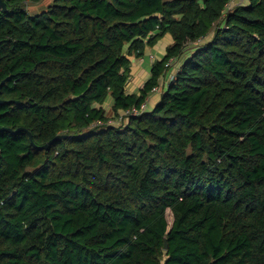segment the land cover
Returning <instances> with one entry per match:
<instances>
[{
	"label": "trees",
	"instance_id": "1",
	"mask_svg": "<svg viewBox=\"0 0 264 264\" xmlns=\"http://www.w3.org/2000/svg\"><path fill=\"white\" fill-rule=\"evenodd\" d=\"M4 1L0 264H264V0Z\"/></svg>",
	"mask_w": 264,
	"mask_h": 264
},
{
	"label": "crops",
	"instance_id": "2",
	"mask_svg": "<svg viewBox=\"0 0 264 264\" xmlns=\"http://www.w3.org/2000/svg\"><path fill=\"white\" fill-rule=\"evenodd\" d=\"M172 43H173L172 36L170 34H167L162 39H160V41L156 45L148 46L146 48V52L144 56L140 58L132 57V75L127 84V91L129 90L130 86H132V88H130L131 91L129 90L130 93H135V92L138 93L140 91L145 81L151 76L152 65L154 61L157 59H162L166 54L167 47ZM135 75L143 76V80L141 79L139 83H136L137 81L134 78ZM134 83H136L135 86L133 85ZM159 96H160L159 91L154 92L151 95L147 106L152 107L155 104V102L159 99ZM107 101H109L108 103L110 102L113 103V99L111 97H109Z\"/></svg>",
	"mask_w": 264,
	"mask_h": 264
},
{
	"label": "rangeland",
	"instance_id": "3",
	"mask_svg": "<svg viewBox=\"0 0 264 264\" xmlns=\"http://www.w3.org/2000/svg\"><path fill=\"white\" fill-rule=\"evenodd\" d=\"M53 1L54 0H42L40 2H28L27 8L31 13H36V12H39L41 10L46 9L50 4H52ZM246 1L247 0H234L231 2V5L241 3V2H246ZM134 78L137 81L136 83H139L141 81V79L143 80V76H141V75H135ZM136 83H134L133 85L135 86ZM130 88H132V86H130ZM130 88H129V90L131 91ZM129 90H128V92H129ZM108 102L109 101H107L104 105H105L107 111L111 114L112 113V105L111 104H113V103L112 102L108 103ZM167 219H168L169 225H172L173 215H172L170 210L167 211Z\"/></svg>",
	"mask_w": 264,
	"mask_h": 264
},
{
	"label": "water",
	"instance_id": "4",
	"mask_svg": "<svg viewBox=\"0 0 264 264\" xmlns=\"http://www.w3.org/2000/svg\"><path fill=\"white\" fill-rule=\"evenodd\" d=\"M7 9V4L4 0H0V10H6ZM7 79H4L1 81L0 83V88L2 87V85L5 83ZM7 102H11V100H7V99H0V104H3V103H7ZM17 102H20V101H17ZM0 130L1 131H9V132H13V133H17L21 130H27V128L25 127H18L16 129H13L12 127H8V126H0ZM30 134V137H31V140L33 141V135L31 132H29ZM53 142L50 141L48 142L47 144H45L44 146H42V148H48V146ZM164 249H168V243H167V240H165V246H164Z\"/></svg>",
	"mask_w": 264,
	"mask_h": 264
},
{
	"label": "built area",
	"instance_id": "5",
	"mask_svg": "<svg viewBox=\"0 0 264 264\" xmlns=\"http://www.w3.org/2000/svg\"><path fill=\"white\" fill-rule=\"evenodd\" d=\"M229 6H230V4H229ZM172 61H173V59L169 62V65L172 64ZM169 78L172 79L173 78V75H170ZM159 90H160L159 86H155L152 89V93L157 92ZM149 99H150V97H149ZM149 99H148V102H149ZM148 102L143 103L142 104V107L140 109L139 108H136V107H133V108L127 109L125 111H122L120 119H123L124 117H127L130 114H132V115L139 114L142 110H144V109L147 108Z\"/></svg>",
	"mask_w": 264,
	"mask_h": 264
}]
</instances>
